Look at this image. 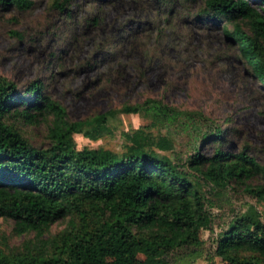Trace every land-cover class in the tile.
<instances>
[{
	"label": "trees",
	"instance_id": "trees-1",
	"mask_svg": "<svg viewBox=\"0 0 264 264\" xmlns=\"http://www.w3.org/2000/svg\"><path fill=\"white\" fill-rule=\"evenodd\" d=\"M72 1L54 0L53 7L69 15ZM252 2L202 0L197 16L222 23L252 78L264 86V6L258 9ZM33 5V0H0L1 7L21 12ZM44 90L34 81L22 93L0 75V218L12 221L13 235L26 236L19 245L4 238L0 264H170L174 252L205 246L212 203L194 174L160 156L141 131L127 135L131 144L123 154L78 150L74 135L98 139L115 112L70 121ZM120 112L145 113L156 122L186 114L156 98L126 104ZM48 116L47 148L32 145L10 121L35 123ZM227 133L217 128L203 137L202 144H214V152L194 149L189 170L217 190L242 185L264 203V164L245 151L224 149ZM157 146L167 150L170 145L162 138ZM62 220L65 227L52 233V225ZM211 250V264H217L215 258L224 264H264V214L249 205L218 234Z\"/></svg>",
	"mask_w": 264,
	"mask_h": 264
},
{
	"label": "rangeland",
	"instance_id": "rangeland-1",
	"mask_svg": "<svg viewBox=\"0 0 264 264\" xmlns=\"http://www.w3.org/2000/svg\"><path fill=\"white\" fill-rule=\"evenodd\" d=\"M33 1L24 12L0 6V75L22 93L41 81L70 121L115 112L98 139L74 135L78 150L104 148L123 154L131 144L127 135L141 131L160 156L194 174L212 203V231L203 232L201 250L181 249L169 262L211 264L208 253L235 215L249 205L264 214V203L242 185L217 190L188 167L194 149L213 154L214 144L202 140L217 128L228 132L224 149L245 151L264 164V86L252 78L222 23L197 16L202 0H73L69 15L53 7L54 0ZM252 1L258 9L264 6ZM150 98L186 114L156 122L145 113L120 112L126 104ZM10 121L32 145L49 147L50 116L35 123ZM162 138L169 141V149L157 146ZM65 225L66 220L58 221L51 232ZM12 227V221L0 218V243L6 238L10 245H19L26 238L13 235ZM215 262L224 264L219 258Z\"/></svg>",
	"mask_w": 264,
	"mask_h": 264
}]
</instances>
